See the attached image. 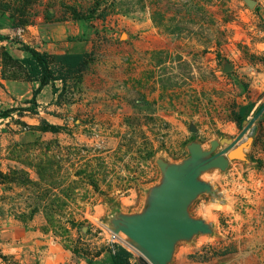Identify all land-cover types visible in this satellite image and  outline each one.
<instances>
[{
    "label": "rangeland",
    "instance_id": "1",
    "mask_svg": "<svg viewBox=\"0 0 264 264\" xmlns=\"http://www.w3.org/2000/svg\"><path fill=\"white\" fill-rule=\"evenodd\" d=\"M0 34L4 264H102L117 246L145 264L106 228L111 215L143 208L156 156L235 138L264 104V0H0ZM80 41L81 75L51 83L58 108L10 112L32 99L20 43L55 66ZM249 137V165L202 176L217 194L190 212L213 233L179 243L172 264H264V114Z\"/></svg>",
    "mask_w": 264,
    "mask_h": 264
},
{
    "label": "water",
    "instance_id": "2",
    "mask_svg": "<svg viewBox=\"0 0 264 264\" xmlns=\"http://www.w3.org/2000/svg\"><path fill=\"white\" fill-rule=\"evenodd\" d=\"M263 113L264 104L238 136L213 138L209 149L192 141L186 146V156L179 161L173 162L164 154L156 156L160 179L148 187L143 208L130 213L114 211L106 228L121 236L142 260L172 264L179 243H190L197 236L213 233L212 224L190 212L200 196L217 194L202 176L212 170L225 172L232 161L249 165L247 152L254 138L243 139Z\"/></svg>",
    "mask_w": 264,
    "mask_h": 264
},
{
    "label": "trees",
    "instance_id": "3",
    "mask_svg": "<svg viewBox=\"0 0 264 264\" xmlns=\"http://www.w3.org/2000/svg\"><path fill=\"white\" fill-rule=\"evenodd\" d=\"M7 40H9L7 36L0 34V41ZM20 44H22L25 51L30 53L29 57L24 58L20 61L21 65L25 68L29 79L33 82H37L39 85L36 89L33 90L32 99L30 100V105L28 107H21L17 109L12 108L9 111H22L37 114V96L44 88V86L57 80L64 82L69 75H81L85 65L87 64V60L85 58L81 59L79 56L73 54H56L54 55L56 65L53 66L54 61H52L48 55L41 53L24 43ZM261 108L262 105L258 108L256 113ZM252 110V105L241 106L238 109L237 124L240 128H242L243 125L247 122V117L248 115H250ZM108 253L109 256L103 261L102 264H137V260L134 254L124 246H117L114 250L109 249ZM133 261L136 262L133 263ZM93 262L94 261L90 260L88 261V264H93Z\"/></svg>",
    "mask_w": 264,
    "mask_h": 264
},
{
    "label": "crops",
    "instance_id": "4",
    "mask_svg": "<svg viewBox=\"0 0 264 264\" xmlns=\"http://www.w3.org/2000/svg\"><path fill=\"white\" fill-rule=\"evenodd\" d=\"M15 47L17 45H14ZM88 47H89V42H74V45H70L69 49H64L63 53H72V54H85L88 51ZM37 50V49H36ZM38 51V50H37ZM16 53H14V56H17L19 59H24L30 56V53L27 51H23V50H16ZM42 52V51H41ZM59 54V53H57ZM34 84H31V93H33V90L36 89L38 87V83L37 82H33ZM36 84V85H35ZM56 98V94L53 92V85L50 83L46 86H44V88L41 90V92L38 94L37 96V103H38V110L41 107H45L47 106L49 103V109H54V108H58L57 105L54 104V100ZM30 104L27 103V107ZM2 251H0V255H2ZM0 264H4L2 262V258L0 256Z\"/></svg>",
    "mask_w": 264,
    "mask_h": 264
},
{
    "label": "built area",
    "instance_id": "5",
    "mask_svg": "<svg viewBox=\"0 0 264 264\" xmlns=\"http://www.w3.org/2000/svg\"><path fill=\"white\" fill-rule=\"evenodd\" d=\"M116 236L119 237L118 235L114 234V238H115ZM114 249H115V247L112 248V250H114Z\"/></svg>",
    "mask_w": 264,
    "mask_h": 264
},
{
    "label": "clouds",
    "instance_id": "6",
    "mask_svg": "<svg viewBox=\"0 0 264 264\" xmlns=\"http://www.w3.org/2000/svg\"><path fill=\"white\" fill-rule=\"evenodd\" d=\"M216 207H219V203L217 202V204L215 205Z\"/></svg>",
    "mask_w": 264,
    "mask_h": 264
},
{
    "label": "bare ground",
    "instance_id": "7",
    "mask_svg": "<svg viewBox=\"0 0 264 264\" xmlns=\"http://www.w3.org/2000/svg\"><path fill=\"white\" fill-rule=\"evenodd\" d=\"M124 241V240H123ZM145 261L148 263V264H150L146 259H145Z\"/></svg>",
    "mask_w": 264,
    "mask_h": 264
}]
</instances>
